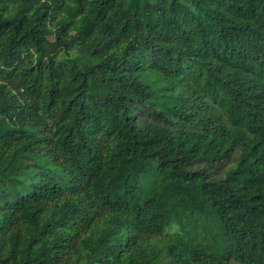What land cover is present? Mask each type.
<instances>
[{
    "label": "trees",
    "instance_id": "16d2710c",
    "mask_svg": "<svg viewBox=\"0 0 264 264\" xmlns=\"http://www.w3.org/2000/svg\"><path fill=\"white\" fill-rule=\"evenodd\" d=\"M0 264H264V0H0Z\"/></svg>",
    "mask_w": 264,
    "mask_h": 264
},
{
    "label": "rangeland",
    "instance_id": "374dc122",
    "mask_svg": "<svg viewBox=\"0 0 264 264\" xmlns=\"http://www.w3.org/2000/svg\"><path fill=\"white\" fill-rule=\"evenodd\" d=\"M50 9H51L50 5L46 3L42 9V19L43 20H48V18L50 16ZM157 65L159 68L167 70L171 67L172 64L168 63V62H164L163 60L159 59L157 61ZM101 70H103V68ZM81 83H82V81H80V83L78 85L81 86ZM74 88H78V87L75 86Z\"/></svg>",
    "mask_w": 264,
    "mask_h": 264
}]
</instances>
